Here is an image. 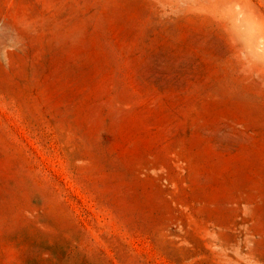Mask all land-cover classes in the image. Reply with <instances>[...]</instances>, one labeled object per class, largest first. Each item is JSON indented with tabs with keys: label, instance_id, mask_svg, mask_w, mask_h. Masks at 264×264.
<instances>
[{
	"label": "rangeland",
	"instance_id": "obj_1",
	"mask_svg": "<svg viewBox=\"0 0 264 264\" xmlns=\"http://www.w3.org/2000/svg\"><path fill=\"white\" fill-rule=\"evenodd\" d=\"M0 264H264V0H0Z\"/></svg>",
	"mask_w": 264,
	"mask_h": 264
}]
</instances>
